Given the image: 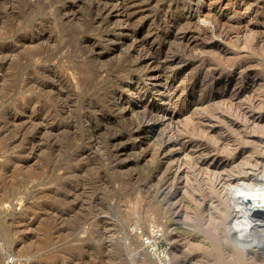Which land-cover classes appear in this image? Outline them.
<instances>
[{"label": "rangeland", "instance_id": "rangeland-1", "mask_svg": "<svg viewBox=\"0 0 264 264\" xmlns=\"http://www.w3.org/2000/svg\"><path fill=\"white\" fill-rule=\"evenodd\" d=\"M105 1L0 0V264H156L152 223L172 264H264L235 182L264 181V0Z\"/></svg>", "mask_w": 264, "mask_h": 264}, {"label": "bare ground", "instance_id": "bare-ground-1", "mask_svg": "<svg viewBox=\"0 0 264 264\" xmlns=\"http://www.w3.org/2000/svg\"><path fill=\"white\" fill-rule=\"evenodd\" d=\"M96 1H98V0H96ZM99 1H102V0H99ZM114 1L115 2H113V3L110 1H105V3L99 2L98 3V10L99 11L97 10L99 12V16L104 17L105 14L106 15H107V13L110 14L115 10L117 12V17H119V19H120L119 20L120 23L118 24V26L123 27L122 25L125 24V27L130 28L129 25H131V24H129V23H130V20L132 18V12H130V8L132 6H135L138 3L134 2L132 0H114ZM111 4H114V5H111ZM96 15H98V14H96ZM125 33H126V37H133L136 34V31H134L132 33L131 31L127 30V31H125ZM187 37H189V36H187ZM143 46H144V44H141L137 38H134V40H132V44L129 48V53L135 54V55L137 54V56H138L137 57V63L140 64L141 67L146 66L150 69L153 64H155L157 61H159V57L155 53L151 52V49H150L151 46L150 45H149L150 48H149V46H147L150 49V53H147L148 50L144 48L145 46L144 47ZM144 49L147 51L145 52ZM144 52L147 54H145ZM148 68H146V69H148ZM155 68H156V66L151 68V70H153ZM149 77L151 79H155V81L151 84V88H150V86L148 87V90L153 89L154 87L163 84V82H161L159 80L160 75H158V73L157 74L153 73V74L149 75ZM164 84H165V89L167 90V93L164 96H159L156 99H150L149 103L151 101L154 102V101L158 100V101H161L162 105H169V108H170V104L172 103L171 100L173 98V94H171L170 91H172L171 88H172L173 84L170 83L169 80L165 81ZM161 108L164 109L163 107H161ZM173 116L174 115L170 116L169 118L173 119ZM165 117L166 116L160 117L158 119V121L163 123L166 120ZM257 175L251 176V175L247 174V175H243V177H240V178L238 177L235 179V182H237L239 186L243 187L244 191L246 190L245 193H239V198H240V200H242L243 203H245V208L247 209L246 214L248 216V219L249 220L251 219L252 221L255 220L253 218V214H255V213H257L259 216H261L262 219L264 220V181L260 180ZM225 181H227L226 178H225ZM229 181H230V179H229ZM226 184H228V182ZM230 184H232V183H230ZM260 186H261V188H259ZM221 187H223V186H221ZM233 196L238 200V194L236 192H233Z\"/></svg>", "mask_w": 264, "mask_h": 264}, {"label": "built area", "instance_id": "built-area-1", "mask_svg": "<svg viewBox=\"0 0 264 264\" xmlns=\"http://www.w3.org/2000/svg\"><path fill=\"white\" fill-rule=\"evenodd\" d=\"M134 235L138 238L141 248L156 264H172L173 251L167 241V228L162 223L135 225Z\"/></svg>", "mask_w": 264, "mask_h": 264}]
</instances>
